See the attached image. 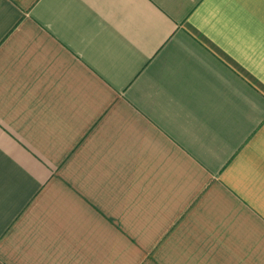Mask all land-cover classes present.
<instances>
[{"label": "crops", "instance_id": "0c3cea01", "mask_svg": "<svg viewBox=\"0 0 264 264\" xmlns=\"http://www.w3.org/2000/svg\"><path fill=\"white\" fill-rule=\"evenodd\" d=\"M0 264H264V0H0Z\"/></svg>", "mask_w": 264, "mask_h": 264}]
</instances>
